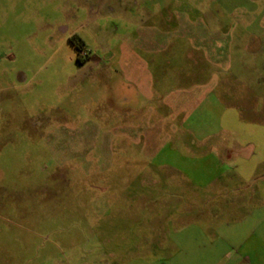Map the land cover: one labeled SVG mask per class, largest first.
<instances>
[{
    "label": "rangeland",
    "instance_id": "rangeland-1",
    "mask_svg": "<svg viewBox=\"0 0 264 264\" xmlns=\"http://www.w3.org/2000/svg\"><path fill=\"white\" fill-rule=\"evenodd\" d=\"M155 32L172 34L171 59L155 55L168 50ZM144 66L168 90L213 75L225 84L217 93L225 103L183 127L231 129L241 147L256 148L233 164L189 170L204 183L240 179L223 201L259 191L239 219L206 200L205 185L188 210L192 192L171 184L177 169L157 168L124 137L155 125L142 121ZM138 96L140 105L130 102ZM223 256L264 264V0H0V264Z\"/></svg>",
    "mask_w": 264,
    "mask_h": 264
},
{
    "label": "crops",
    "instance_id": "crops-1",
    "mask_svg": "<svg viewBox=\"0 0 264 264\" xmlns=\"http://www.w3.org/2000/svg\"><path fill=\"white\" fill-rule=\"evenodd\" d=\"M184 24L188 26L191 23L185 22ZM172 38V34L169 35L162 32L154 33L155 43H160L161 46L162 44L166 45L164 48L168 49L167 51L164 49L156 50L155 55H157V57L164 56L165 58L171 59L173 55H175V52L173 51L174 48H172L173 45L170 43ZM207 38V36L204 37L203 35L200 40L204 41ZM169 44H171L172 47H170L171 45L168 47ZM206 62L209 63L208 60ZM139 68L140 67L137 69L139 70ZM143 68L144 71H141L140 73H144L145 75L142 76L141 79L138 78L139 82H137L139 92L143 93V95L146 97L144 98L147 101L144 114L145 116L142 121H153L155 122V125L153 127H148L147 125L144 130L135 133L126 132L124 137H127L129 141H132V143L134 142V144L142 143V152L144 156L150 160V163L158 159L160 160L157 168H160L161 170L170 169L172 171H175L173 168L177 169L178 172H175L178 177L173 179H178L176 182L173 181L174 183L171 184L177 187L178 192H192V197L189 198V201L188 199L185 200L189 206H187L188 210L199 208L198 203L200 200L197 198V191L199 192V186L205 185L207 188H204L202 191L203 197L206 198V200H211L210 196L213 198L215 197L217 200L215 206L217 208L223 212L226 210V208H228L231 212V215L235 216V219H239V211L249 203V199L247 197L253 195L254 199L259 198L261 200L262 194L259 191H252L251 195L247 194L248 196H246V194L242 195L241 193L240 195L230 197V199L227 201H223L221 195L223 193L222 191L225 188H231L235 184V181L237 184L242 183L240 179L235 181L227 180L223 178V176L218 175L212 177L210 180L204 183V181H199L200 177L192 176L189 170L198 168L201 170L202 174L203 170H206L207 168H220L227 163L233 164L241 157L250 158V155L255 152L256 148L252 144H249L246 147H241L238 140L235 139V137L238 136V133L231 129L221 128L218 130H213V132H206L205 130H200L199 128L194 129L191 125L188 129L183 127L193 118L194 120L197 119L196 116L200 113H214L216 106H219L221 102L225 103V100H222L221 95L217 94L218 89L223 88V86L225 87V84H223V82L221 83L216 75H213L212 80L210 81H206V79L205 82L198 81V83L196 82V84L191 86H179L177 88H171L168 90L166 89L167 87H164L166 85L163 83L164 81L158 82L155 77H151V75H149V66H144ZM136 70H134V72ZM166 70H168V68ZM207 70L210 72L212 69L210 66H206L205 70L201 69V71L199 70V73L206 74L208 72ZM233 88L234 87L229 86L230 93H232ZM156 96H158V98L154 101ZM249 99V101L244 103L248 106V111L252 109L250 107L252 99ZM130 102L140 105L139 96L137 98L133 97V99H130ZM231 104L236 108L240 107L241 105L237 103ZM238 115L240 118H243L244 116H242L240 112ZM145 124L146 123H144V125ZM189 160L193 163L186 164V161L189 162ZM170 161L174 163H171ZM199 162L201 163L200 165L197 164ZM182 168L186 170L185 173L183 171L180 172V169ZM245 198L248 200H245ZM250 199H252V197H250ZM236 223L237 221L234 223L235 226ZM218 231L220 232L219 229ZM204 232L205 230H200L199 235L203 234ZM201 237L204 238V235ZM217 264L258 263L255 262L251 257L236 259L223 256V258L219 260Z\"/></svg>",
    "mask_w": 264,
    "mask_h": 264
}]
</instances>
